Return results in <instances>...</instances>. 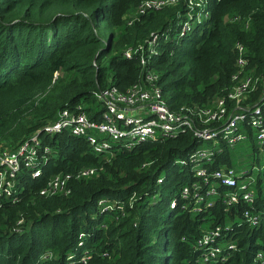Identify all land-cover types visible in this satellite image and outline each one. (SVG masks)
Returning a JSON list of instances; mask_svg holds the SVG:
<instances>
[{
    "label": "trees",
    "instance_id": "trees-1",
    "mask_svg": "<svg viewBox=\"0 0 264 264\" xmlns=\"http://www.w3.org/2000/svg\"><path fill=\"white\" fill-rule=\"evenodd\" d=\"M141 1L0 0L1 147L15 149L62 109L100 119L94 93L125 90L147 70L158 74L170 109L209 106L233 84L236 44L244 47L246 70L264 72V0H203L208 16L192 20L185 34L186 0L136 14ZM151 34L155 52L142 68L123 50ZM40 139V149L49 148L40 175L22 167L12 194L0 196V264H261L257 253L264 260V167L253 187L260 222L251 226L241 220L246 204L226 209L217 196L193 213L191 198L181 197L184 185H201L192 165L178 162L204 145L188 132L129 150L111 140L105 156L68 129ZM230 152L204 165L233 166ZM81 169L94 173L73 178L68 194H41L53 175ZM214 227L228 253L223 262L202 261L193 248Z\"/></svg>",
    "mask_w": 264,
    "mask_h": 264
},
{
    "label": "built area",
    "instance_id": "built-area-1",
    "mask_svg": "<svg viewBox=\"0 0 264 264\" xmlns=\"http://www.w3.org/2000/svg\"><path fill=\"white\" fill-rule=\"evenodd\" d=\"M177 1L143 0L135 13L160 9ZM186 5L187 16L181 21L180 34L190 31L192 20L200 21L208 16L203 0H186ZM156 39L157 34H151L144 42L125 47L123 55L127 58L136 55L143 68L146 57L155 52ZM236 47L238 69L232 76L233 84L224 96L215 99L209 106L170 109L157 83L158 74L147 70L141 81L125 90L107 86L94 93L96 100L103 106L100 119L90 118L84 110H60L54 120L32 133L15 149L0 148V196L12 194L16 176L22 167L31 169L32 177L40 175L39 163L44 160V153L49 152L48 147L40 149L41 133L52 135L68 129L71 134L84 138L94 153L105 156L111 153V140L121 141L122 146L129 150L146 140L188 132L204 142V145L178 161L181 165L191 164L201 183L182 187L181 197L191 198L190 210L199 213L202 208L211 207L214 199L221 196L226 209L238 203L248 205L241 212V220L251 226L258 225L260 214L255 208L257 193L252 186L259 176L257 179L251 178V170H238L233 166L212 168L204 165L215 161L224 153V149L231 151L241 141L255 142L264 151V72L255 75L247 71L244 47L241 44H236ZM257 90L258 96L249 100ZM93 173L94 169H81L75 174L57 173L48 180L41 194L66 195L70 192L73 178ZM223 187L226 189L221 192ZM175 205L176 199L171 201L170 206ZM187 206L183 205L182 208L186 209ZM219 236V227H214L203 231L195 240L193 248L199 249L202 261L223 262L226 259L228 253L223 252L218 244ZM229 248H234V245L231 244ZM255 260L264 264L261 253H257Z\"/></svg>",
    "mask_w": 264,
    "mask_h": 264
},
{
    "label": "rangeland",
    "instance_id": "rangeland-1",
    "mask_svg": "<svg viewBox=\"0 0 264 264\" xmlns=\"http://www.w3.org/2000/svg\"><path fill=\"white\" fill-rule=\"evenodd\" d=\"M100 34L104 37L105 31L102 30ZM0 148L3 147L0 146ZM230 156L232 158L233 167L238 170H251V178L257 179L262 173L264 167V151L261 150L255 142H238L231 150Z\"/></svg>",
    "mask_w": 264,
    "mask_h": 264
},
{
    "label": "crops",
    "instance_id": "crops-1",
    "mask_svg": "<svg viewBox=\"0 0 264 264\" xmlns=\"http://www.w3.org/2000/svg\"><path fill=\"white\" fill-rule=\"evenodd\" d=\"M254 189V188H253ZM255 191V190H254Z\"/></svg>",
    "mask_w": 264,
    "mask_h": 264
}]
</instances>
